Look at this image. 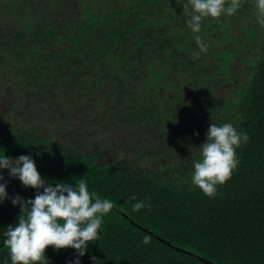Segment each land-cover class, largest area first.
Masks as SVG:
<instances>
[{
  "label": "trees",
  "instance_id": "obj_1",
  "mask_svg": "<svg viewBox=\"0 0 264 264\" xmlns=\"http://www.w3.org/2000/svg\"><path fill=\"white\" fill-rule=\"evenodd\" d=\"M0 264H264V0H0Z\"/></svg>",
  "mask_w": 264,
  "mask_h": 264
},
{
  "label": "water",
  "instance_id": "obj_2",
  "mask_svg": "<svg viewBox=\"0 0 264 264\" xmlns=\"http://www.w3.org/2000/svg\"><path fill=\"white\" fill-rule=\"evenodd\" d=\"M99 229V228H98ZM100 233V232H99ZM160 240L164 241L162 238H159ZM165 243L169 244L168 242L164 241Z\"/></svg>",
  "mask_w": 264,
  "mask_h": 264
}]
</instances>
